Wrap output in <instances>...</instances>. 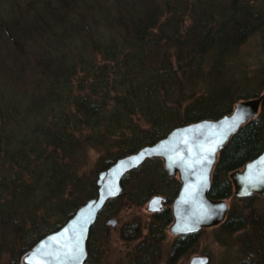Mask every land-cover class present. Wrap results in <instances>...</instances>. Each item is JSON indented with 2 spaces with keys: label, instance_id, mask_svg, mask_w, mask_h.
<instances>
[{
  "label": "trees",
  "instance_id": "obj_1",
  "mask_svg": "<svg viewBox=\"0 0 264 264\" xmlns=\"http://www.w3.org/2000/svg\"><path fill=\"white\" fill-rule=\"evenodd\" d=\"M16 2L14 13L0 21V75L6 81L0 85V252L21 242L26 248L49 232L51 212L73 214L88 188L70 162L80 147L102 146L109 152L111 139L120 141V151L96 164L95 170L102 171L173 127L220 117L236 100L258 96L264 89V65L249 75L237 51L254 35L264 50V0ZM25 72L31 75L28 82L22 79ZM251 84L256 85L252 92L239 93ZM19 98L29 105L19 107ZM27 113L35 119L31 125ZM17 126L22 133L14 132ZM263 149L264 97L260 114L220 149L209 196L232 195L225 173ZM157 171L155 176L145 170L133 184L146 195L167 190L164 203H170L179 181ZM161 175L164 186L156 185ZM90 187L86 196H95L93 179ZM164 209L163 204L157 214L161 223L171 215ZM241 217L231 214L221 226L226 236L247 225L253 229L254 244H244L234 264H264V221ZM30 231L27 239L25 232ZM199 233L180 234L169 258L190 250Z\"/></svg>",
  "mask_w": 264,
  "mask_h": 264
},
{
  "label": "rangeland",
  "instance_id": "obj_2",
  "mask_svg": "<svg viewBox=\"0 0 264 264\" xmlns=\"http://www.w3.org/2000/svg\"><path fill=\"white\" fill-rule=\"evenodd\" d=\"M28 1L29 0H18V2L16 3L24 6V3H28ZM13 3H15V0H0V21L4 22L5 19H7V16L14 13L16 7ZM30 15L32 16L31 13ZM31 18L33 19V16ZM24 21L27 22L25 19ZM183 21V28H186L187 24L189 23L188 19ZM260 43L261 42L259 41V38L254 35L249 37L246 42L242 43L238 47V56L240 57V59H243L242 61L244 63L248 64L250 70L249 75H251L253 71L261 69L264 65V50L262 49ZM25 73L27 74H25L22 79L25 80L24 82H28L27 80H29L31 75L29 72ZM247 73L248 72H246L245 74ZM235 74L240 76L239 70L235 71ZM3 84H6V81L5 78L0 75V85ZM22 85L25 84L23 83ZM27 86L26 90H30L28 84ZM253 88H256V85H252L251 88L248 87V91L246 90L239 93L252 92V90H254ZM262 92H264V89L259 93ZM253 97L255 96H250L243 99H249ZM27 101L28 100L19 98L17 100L18 106H28L29 104H26ZM236 102L237 100L230 105L227 113H229L233 109ZM260 111L261 104L255 117L260 114ZM28 116L29 113H27V117ZM32 117L33 116L30 115L29 119H26V121H29L27 123L28 125H31L32 122L35 121V119H32ZM13 130L16 134L23 132V129L20 126H17L16 129ZM111 140L114 141L109 144V152L106 150L107 147H105L107 153L102 146L98 147L96 145H90L89 147L85 148L80 147L77 151L73 152L74 157L70 162H72L73 166H77L78 174L81 175L83 182L86 184V186H88V188L85 187V189H83V195L85 196L83 197L82 202L77 206L75 211L88 199L93 198L97 195L96 193L95 196H86V193L88 191H91V179H93L95 185L98 188L97 179L98 174L101 171H96L95 166L100 162V158L108 157L109 154H113L115 151L119 150L117 142L120 141L116 138H112ZM139 148L134 151L123 153L112 163H114L118 158L122 156L137 151ZM147 159H145L139 165L140 167H136V172H131L136 168H133L129 170V172H127V174L129 175L126 177V179H121L120 192L117 194V196H113L107 199L103 207L99 210L96 220L91 225L87 239L85 240V256L81 264H190L192 257L196 255L206 256L207 262L205 264H234L235 261L240 258L239 254L240 252L242 253V251L239 250L244 247V244H254L253 240L255 239H253L252 237L253 229L251 228V225H247L243 230L236 231L226 236L227 233H225V230L222 231L221 228L223 224L222 221L213 226L202 227L200 229V233L195 245L190 250H187L183 254L179 253L173 258H169L173 243L180 235H176L170 232L168 228L173 219L172 202L174 200V197L170 203L169 201L164 203V196H166L165 193L167 192V190H165L166 192L164 194L162 190H159L158 193H150L149 191V193L146 195V193L144 194V192H139V188H137V186L133 184L135 180L139 179V177H142V174H144L145 170L150 171V174L154 172L155 176L158 175L157 169L160 172H162V170H165L166 173H168L161 158L159 159L160 161H147ZM242 165L238 168H241ZM164 174L165 173L163 172V175ZM170 175L178 179L177 175ZM225 176L229 178V172L225 173ZM147 177L150 178L149 176ZM164 178L165 177H163L162 175L161 177L159 176L158 181L160 182H158L159 184L156 183V185L164 186L162 185V183H164ZM171 181L172 178L170 177L169 180H167V183ZM230 185L232 192L233 185L232 183ZM155 187L152 189H155ZM81 192L82 191H74L73 193H75V196H77L78 194L81 196L83 193ZM73 196L71 195L69 196V198H72ZM154 196L160 197L161 200V206L156 211L150 210L148 204ZM225 200L229 205V209L226 213L225 218L231 216V214H233V217L242 216L243 218L244 216L246 217L250 215L251 217L248 218L247 221H251L253 218L261 219L262 221H264V195L253 194L248 197H238L235 195H230L226 197ZM163 204L165 207L164 210H170L171 215L164 221V223H161L162 218H158L159 215L157 214H162L161 212H158V210L163 207ZM75 211L73 212V214L75 213ZM52 213L53 212H51L47 217V225L51 227L49 228L51 229L49 232L62 226L73 215L71 214L70 216L65 217L62 212H59L60 214L57 213L55 215H52ZM110 219H114L115 222H109ZM160 223L163 224L162 227ZM152 225H155L157 227L154 228L152 227ZM9 232L10 234L14 235L13 230L10 229ZM49 232H46L45 234ZM25 233L27 239H29L32 232L30 231ZM10 234H7L8 239L11 237ZM45 234L40 236L39 239L42 238ZM91 234L93 235V238L91 237ZM15 235L16 237L20 238L18 233ZM37 241L32 242L30 246L25 248L27 243L24 240L25 245L22 242L19 244L15 243L13 246L11 245V249L2 250L0 252V264H28L25 259V252L28 251ZM137 254L138 257H135ZM242 258H245V254Z\"/></svg>",
  "mask_w": 264,
  "mask_h": 264
},
{
  "label": "water",
  "instance_id": "obj_3",
  "mask_svg": "<svg viewBox=\"0 0 264 264\" xmlns=\"http://www.w3.org/2000/svg\"><path fill=\"white\" fill-rule=\"evenodd\" d=\"M264 92L234 104L229 113L218 118H203L174 127L156 142L118 158L98 174L97 195L88 199L59 228L45 234L28 251L25 259L34 264H81L85 256V240L106 200L121 190L123 175L138 167L145 159L159 157L168 173L178 176L179 190L172 202L173 219L170 232L182 234L216 225L228 210L224 198H211L210 171L216 154L237 129L255 117ZM229 177L237 195L264 194V149L246 161ZM150 210L161 206L160 197L149 201ZM109 222L114 223V219ZM206 256H193L190 264H205Z\"/></svg>",
  "mask_w": 264,
  "mask_h": 264
},
{
  "label": "bare ground",
  "instance_id": "obj_4",
  "mask_svg": "<svg viewBox=\"0 0 264 264\" xmlns=\"http://www.w3.org/2000/svg\"><path fill=\"white\" fill-rule=\"evenodd\" d=\"M208 118H209V117H208ZM217 118H218V117H217ZM249 120H250V119H249ZM246 122H247V121H246ZM186 124H188V123H186ZM183 125H184V124H183ZM173 128H174V127H173ZM173 128H172V129H173ZM172 129H171V130H172ZM171 130H170V131H171ZM170 131H169V132H170ZM167 133H168V132H167ZM167 133H166V134H167ZM166 134H165V135H166ZM165 135H164V136H165ZM155 142H156V141H155ZM219 152H220V150H219ZM219 152H217V154H216V160H217V158H218V153H219ZM216 160H215V161H216ZM214 164H215V162L213 163V165H212V167H211V171H210L211 173H212V171H213ZM236 169H238V168H236ZM236 169H234V170H236ZM234 170H232V171H234ZM232 171H231V172H232ZM127 172H129V171H127ZM127 172H126L125 174H127ZM211 173H210V186H211ZM125 174H124V175H125ZM229 174H230V172H229ZM124 175H123V176H124ZM177 177H178V176H177ZM229 178H230V177H229ZM121 179H122V178H121ZM230 180H231V179H230ZM179 182H180V181H179ZM231 183H232V185H233V182H232V181H231ZM97 191H98V188H97ZM231 194H232V195H235V196H238V197H248V196H250V195H252V194H258V193H250V194H247V195H237V194L235 193V187H234V185H233ZM260 195H262V194H260ZM263 195H264V194H263ZM116 196H117V195H116ZM224 199H225V198H224ZM227 204H228V203H227ZM228 209H229V205H228ZM227 211H228V210H227ZM226 213H227V212H226ZM225 217H226V214H225ZM28 264H31V263H28Z\"/></svg>",
  "mask_w": 264,
  "mask_h": 264
},
{
  "label": "flooded vegetation",
  "instance_id": "obj_5",
  "mask_svg": "<svg viewBox=\"0 0 264 264\" xmlns=\"http://www.w3.org/2000/svg\"><path fill=\"white\" fill-rule=\"evenodd\" d=\"M179 184H180V182H179ZM180 187V186H179ZM179 190V189H178Z\"/></svg>",
  "mask_w": 264,
  "mask_h": 264
}]
</instances>
